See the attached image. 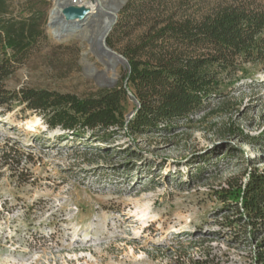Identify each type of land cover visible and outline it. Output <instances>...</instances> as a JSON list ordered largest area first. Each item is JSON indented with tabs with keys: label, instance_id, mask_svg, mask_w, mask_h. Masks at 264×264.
Segmentation results:
<instances>
[{
	"label": "rangeland",
	"instance_id": "1",
	"mask_svg": "<svg viewBox=\"0 0 264 264\" xmlns=\"http://www.w3.org/2000/svg\"><path fill=\"white\" fill-rule=\"evenodd\" d=\"M48 1L46 38L4 89L87 97L109 89L107 78L121 85L126 66L119 60L107 70L88 42H97L117 0L97 3L94 23L59 31L48 26ZM248 2L264 5L129 0L106 42L123 56L164 19L198 20ZM227 86L188 123L145 135L74 136L21 107L0 109V147L18 154L0 159V264H253L264 224L245 215L241 194L253 172H264V65H246ZM135 106L128 97L126 123Z\"/></svg>",
	"mask_w": 264,
	"mask_h": 264
},
{
	"label": "trees",
	"instance_id": "2",
	"mask_svg": "<svg viewBox=\"0 0 264 264\" xmlns=\"http://www.w3.org/2000/svg\"><path fill=\"white\" fill-rule=\"evenodd\" d=\"M49 6L48 0H0V109L13 113L21 107L23 113L42 117L49 128L74 136L117 129L145 135L172 129L223 98L227 83L246 65H264V5L248 2L198 20L170 17L155 24L124 51L131 72L113 89L87 97L46 89H4L3 83L46 38ZM131 96L139 106L126 123L124 103ZM13 150L8 144L0 147V159L10 163L18 155ZM241 196L245 215L263 225L264 172L250 175ZM177 264L216 263L206 258ZM253 264H264V250Z\"/></svg>",
	"mask_w": 264,
	"mask_h": 264
},
{
	"label": "bare ground",
	"instance_id": "3",
	"mask_svg": "<svg viewBox=\"0 0 264 264\" xmlns=\"http://www.w3.org/2000/svg\"><path fill=\"white\" fill-rule=\"evenodd\" d=\"M52 1L54 2V8L52 10L50 20L52 22V27L54 28V30L59 31V27L62 24H64L63 10L68 5V2L70 0H52ZM126 1L129 0H117L116 3L112 6V8L110 7V11H111L109 14L110 17L106 22H103L101 26V32L95 38L96 41H99L103 38V34L112 24L113 17L117 14V11L121 8V5L124 4ZM102 2H103L102 0H77V4L85 5L91 9V16L87 24H92L95 22L93 18L95 14H97L95 13L97 8L96 4L97 3L101 4ZM98 59L102 63V65L105 66L107 70H111L112 68H114V65L117 62H119L118 57H114L111 56L109 53L100 52V51L98 52ZM112 84H113V80H111V78H107L105 85L111 86Z\"/></svg>",
	"mask_w": 264,
	"mask_h": 264
},
{
	"label": "water",
	"instance_id": "4",
	"mask_svg": "<svg viewBox=\"0 0 264 264\" xmlns=\"http://www.w3.org/2000/svg\"><path fill=\"white\" fill-rule=\"evenodd\" d=\"M50 1H52V0H50ZM127 2L128 1H126L124 4L121 5V8L117 11V14L127 4ZM115 3L116 2H114V4ZM51 13H52V11H51ZM117 14L113 17L112 24L105 31V33L103 34V38L101 40L97 41L96 43H93L92 41H88V42L92 46L98 47L99 51L109 53L111 56H114V57H118L120 62H122L126 66L128 72L130 73L131 69H130L128 60L124 56H121V55H118L117 53H115L108 46V44L106 42L107 37L111 33L112 28H113L114 24L116 23V21L118 19ZM90 16H91V9L89 7H87V6H85V5L77 4V0H70L68 2V5L63 10L64 24L67 25V26L82 27L83 25L87 24ZM48 26L50 28L52 27L51 20H50ZM115 85H116V83L114 82L111 86H107V87L109 89H113L115 87ZM126 85H127V81L125 82V86ZM131 98L135 102V104L137 106H139V102L134 97L131 96ZM136 113H137V109L130 116L127 117V120L129 121Z\"/></svg>",
	"mask_w": 264,
	"mask_h": 264
}]
</instances>
